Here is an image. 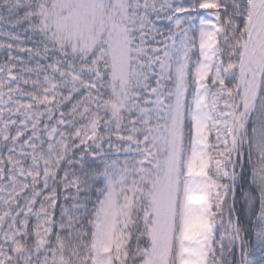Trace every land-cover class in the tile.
<instances>
[{
    "label": "snow or ice",
    "instance_id": "obj_1",
    "mask_svg": "<svg viewBox=\"0 0 264 264\" xmlns=\"http://www.w3.org/2000/svg\"><path fill=\"white\" fill-rule=\"evenodd\" d=\"M0 54V264H264V0H0Z\"/></svg>",
    "mask_w": 264,
    "mask_h": 264
},
{
    "label": "trees",
    "instance_id": "obj_2",
    "mask_svg": "<svg viewBox=\"0 0 264 264\" xmlns=\"http://www.w3.org/2000/svg\"><path fill=\"white\" fill-rule=\"evenodd\" d=\"M185 2L187 3L188 0H185ZM27 46L30 47L31 44L29 43ZM18 55H20V56L24 57L25 59H27V54H26V53H18ZM4 59H5V56H4L3 54H0V62H3ZM20 66L22 67L23 65H20ZM239 195H240V192H239V190H238V196H239ZM241 205H242V201H241L240 203L237 204V209H238V210L241 208Z\"/></svg>",
    "mask_w": 264,
    "mask_h": 264
}]
</instances>
